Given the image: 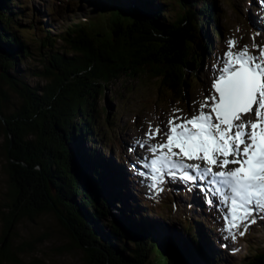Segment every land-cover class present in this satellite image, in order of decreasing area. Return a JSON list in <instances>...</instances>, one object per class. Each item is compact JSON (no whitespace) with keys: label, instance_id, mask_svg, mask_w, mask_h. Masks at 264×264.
Listing matches in <instances>:
<instances>
[{"label":"trees","instance_id":"16d2710c","mask_svg":"<svg viewBox=\"0 0 264 264\" xmlns=\"http://www.w3.org/2000/svg\"><path fill=\"white\" fill-rule=\"evenodd\" d=\"M200 1L175 0L170 16L169 9L154 4L147 15L128 14L124 0H103L94 15L88 14L56 38L42 28L45 37L37 42V49L55 55L44 69L48 82L30 87L9 71L34 54L26 35H35L37 28L20 23L25 16L19 0H0V114L5 120L3 124L0 118V124L12 183L8 204L0 211L4 231L0 264H24L20 257L27 249L24 244L16 247L12 236L23 219L44 213L59 216L76 247L87 255L86 264H190L200 261L202 254L216 264L219 255L202 238L206 230L213 235L212 216L185 218L187 237L176 238L172 252L166 251L156 229L143 226L147 222L108 220L113 217L110 200L121 180L116 178L120 166L110 168L105 152L98 153L99 143L94 142L98 139L102 146L101 128L113 132L117 122L118 114L109 106H98L102 97L112 104L109 84L149 76L160 81V91L167 95L164 102L172 93L179 94L183 111H189L186 92L210 62L208 55L202 59L200 51L209 52L212 45L224 41L214 0ZM210 26L214 38L199 45ZM59 40L67 55L55 51ZM13 94L23 106L6 113ZM86 140L91 143L89 151L82 146ZM149 211L135 213L144 218ZM242 264H264V250L250 248Z\"/></svg>","mask_w":264,"mask_h":264},{"label":"rangeland","instance_id":"374dc122","mask_svg":"<svg viewBox=\"0 0 264 264\" xmlns=\"http://www.w3.org/2000/svg\"><path fill=\"white\" fill-rule=\"evenodd\" d=\"M19 1L21 3L19 6H22L21 11L25 16L24 18L20 17V23L24 26L34 24L37 28L35 35H26L34 54L20 62L16 68L9 71V74L16 80L24 81L25 85L30 87L44 86L48 82L44 69L49 67L50 57L55 53L37 49V42L45 37L42 28L51 31L54 38H56V36L67 32L73 24L78 23L88 14L94 15L101 8L103 0ZM174 1L154 0L153 4L163 9H169V15L172 16L175 11L173 10ZM184 1L185 4H189L193 0ZM199 2L201 1L199 0ZM214 2L213 11L216 15H219V30L224 41L218 46L212 45V50L209 52L203 50L205 57L208 55L210 62L200 69L199 80L186 92L189 111H184L185 113L192 111L190 107L192 101H202L204 96L207 95L208 66L214 61L212 53H222L226 48V42L232 39L238 42V48L244 44H247L249 49L253 46L254 26L251 11H258L255 4H249L244 0H214ZM197 8H200V5ZM205 30L206 32L204 31L205 33L199 41L201 46L209 44L210 37L214 38L215 36L213 26ZM35 36H37V40H35ZM260 39L261 37H257V41ZM55 51L67 55V49L62 40L57 42ZM1 74H3L2 70H0V76ZM125 84H128V90L124 89ZM1 85L8 89L6 85ZM159 87L160 81H157V79L141 76L126 83L121 81L120 83L109 84L108 97L112 99V104L103 97L98 102L100 108L105 105L109 106L113 114H118V118L113 132L104 126L101 128L102 133L100 136L103 144L101 146L98 139L94 141L99 143L97 151L98 153L105 152L110 168L115 167L118 162L122 163L125 173L124 177L123 170L118 164L120 167H117V169L120 171H117V173L120 175H116V178L120 176L121 180L118 181L119 185L112 190L110 205L113 217L109 216L108 220L122 218L127 223L136 221L159 222L166 227L163 232L156 229V236L164 243L163 246L166 251L172 252L174 240L178 237H187L183 227L184 219H191L194 216L202 217V214H207L212 216L215 222V230H213V235L206 230V235L205 237L202 235V238L204 242L207 240V246L209 242L211 243L213 253L221 254V258L216 259V264H242L249 256L250 248L258 251L264 250V218H257V222L248 227L243 237L239 236V230H237V240L235 242L229 241L228 249L222 248L218 243L220 220L215 217L216 213L213 210L202 203L196 193L179 190L181 186L173 183H166L162 193L150 192L145 186L138 183L135 175L130 174L128 168H126V165H130L131 161L136 159L137 156L136 152L130 153L128 151L127 145L131 142V138L141 137L143 130L148 127L150 122L153 124L158 122V117L167 118L174 108L182 109L179 94L172 93L169 95L167 98L168 103H166L164 101L167 95L165 91H160ZM119 98L123 100L120 101ZM22 106L23 100L13 94L6 108V113L16 112ZM101 124H105L103 115ZM82 146L89 151L91 143L86 140L82 143ZM140 152L145 154L143 150H140ZM122 185L125 186V190ZM11 190V172L8 152L6 151V137L0 124V211L8 204V194ZM126 195L129 197H126ZM189 204L192 207H188ZM145 209L151 211L146 217L139 218L135 212ZM211 213L212 215H210ZM261 216L264 217V214H261ZM3 232V224L0 220V239ZM12 237L16 247H21L24 244L27 249L20 257L24 264L35 260L41 264H83L85 261L84 252L74 246L68 229L58 216L51 213L34 216L33 219L26 217L18 224ZM233 248L239 249V251L233 254L230 250ZM205 258L206 256L202 254L200 261L204 264H210L208 259Z\"/></svg>","mask_w":264,"mask_h":264},{"label":"snow or ice","instance_id":"6c2138e0","mask_svg":"<svg viewBox=\"0 0 264 264\" xmlns=\"http://www.w3.org/2000/svg\"><path fill=\"white\" fill-rule=\"evenodd\" d=\"M153 3L124 0L123 8L147 15ZM251 3L258 9L251 11L252 48L228 40L222 53H212L204 99L192 101L190 113L174 108L167 118L158 117L127 145L137 156L126 168L148 191L159 194L166 183L179 184L216 213L218 243L225 249L237 240V230L243 237L264 218V0ZM143 226L161 232L166 227Z\"/></svg>","mask_w":264,"mask_h":264},{"label":"water","instance_id":"95a60500","mask_svg":"<svg viewBox=\"0 0 264 264\" xmlns=\"http://www.w3.org/2000/svg\"><path fill=\"white\" fill-rule=\"evenodd\" d=\"M200 53H201V56H202V59H205V55H204V52L203 51H200ZM0 118H1V120H2V123L4 124L5 123V120H4V116L3 115H1L0 114ZM44 214H48V213H44ZM51 214H54L55 216H58L57 214H55V213H51ZM42 215V214H41ZM59 217V216H58ZM62 222V221H61ZM65 226V225H64ZM69 231V230H68ZM69 233H70V231H69ZM70 236H71V238H72V241H73V237H72V235H71V233H70ZM73 244H74V246L76 247V244L74 243V241H73ZM77 248V247H76ZM78 250H81V251H83L82 249H80V248H77ZM84 252V251H83ZM84 254H85V252H84ZM85 261H84V263L83 264H86L87 262H88V257H87V255L85 254Z\"/></svg>","mask_w":264,"mask_h":264},{"label":"bare ground","instance_id":"6f19581e","mask_svg":"<svg viewBox=\"0 0 264 264\" xmlns=\"http://www.w3.org/2000/svg\"><path fill=\"white\" fill-rule=\"evenodd\" d=\"M140 154H141V152H140ZM119 163V165L121 166V168H122V170H123V166H122V163H120V162H118ZM123 173H124V170H123ZM124 175H125V173H124ZM129 175V174H128ZM127 175V176H128ZM129 176H131V177H134V176H132V175H129ZM129 180V179H128ZM124 182V181H123ZM131 182V181H130ZM123 188H124V190H125V186H123ZM139 188V187H138ZM126 197H129V196H127L126 195ZM200 199V198H199ZM198 201V200H197ZM212 246V245H211ZM210 246V247H211ZM212 248V247H211ZM217 255H219V257L221 258V254H219V253H217Z\"/></svg>","mask_w":264,"mask_h":264}]
</instances>
